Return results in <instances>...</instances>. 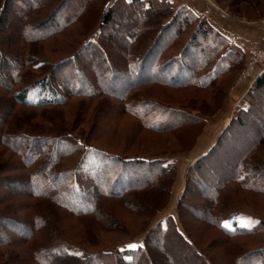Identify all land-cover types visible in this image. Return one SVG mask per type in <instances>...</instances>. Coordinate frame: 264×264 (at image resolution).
<instances>
[{"label": "trees", "instance_id": "obj_1", "mask_svg": "<svg viewBox=\"0 0 264 264\" xmlns=\"http://www.w3.org/2000/svg\"><path fill=\"white\" fill-rule=\"evenodd\" d=\"M15 1L23 5V14L12 32L19 34L21 42L16 45L15 36L9 37L7 53H0V73H3L0 75V88L7 91L10 98L9 104L5 105L7 108L0 109V115L5 114L0 116V148L15 155L17 165L12 169L21 173L2 180L5 170L0 169V191L4 186H11L7 193L0 192V207L7 208V203H23L20 204L23 208L19 209L27 211L24 223L28 228L21 237L15 231L12 238L0 236V250L8 248L11 250L8 252L16 253L19 247L24 248L28 258L22 256L19 264H198L194 259L200 264H217V250H225V256L229 258L224 259L223 264H264V242L247 251L232 244L235 238L264 236V220L245 213H231L226 217L221 213L222 195L231 185L264 196V161L255 157L264 155V71L243 96L245 107L239 108L212 148L197 160L195 167L189 168L187 176L190 169L202 170L199 167L201 163L210 160L220 150L226 136L230 142L237 140L239 133L230 136L231 128H251L254 133L252 143L236 171L222 174L217 185L211 186L208 194L196 197L195 203L186 199L190 189L195 191L197 187H207V184L195 178L186 179L177 205L184 232L176 227L172 215L167 216L163 223L151 225L169 204L176 179V164L166 161L167 155L173 153L128 155L129 152H125L126 155H121L96 147L87 139L89 135L73 134L67 125L68 112L65 114L63 111L74 99L103 96L111 104L103 109H109V122L114 129L125 117L134 121L136 129L152 133L171 134L187 125L193 126L192 131L196 134L184 151L188 152L205 123L203 117L190 113L197 110L133 98L131 91L149 85L169 90L212 89L221 78L231 76L232 80L240 72L245 64V51L233 39L215 29L205 17L186 6L175 9L169 0H106L109 4L104 7L105 2L103 10L95 7L100 0H78L82 3L79 2L76 9L73 8L74 0ZM215 1L220 6V1ZM236 1L249 6L256 16L251 19L239 10L229 17H244L249 22L264 20V0H228V3L236 6ZM11 6L12 0H3L0 32L6 30L8 14L5 12ZM90 12L96 14L93 13L95 21L88 29L83 19ZM77 24L85 37L78 48L55 64H48L43 59L34 60L30 51L32 44H43L56 33L67 32ZM84 58L87 61L79 64L78 59ZM112 58L117 59L119 65L112 64ZM108 65L112 73L111 82L119 81L118 72L123 75L126 86L118 94L102 84V76L94 77L91 73L93 68ZM59 73L66 77L57 78ZM77 77H93L95 92L87 93L85 84L77 82ZM225 95L226 91L223 99H215L211 111L204 113L199 110V114L214 115L222 107ZM17 108L33 111H25L26 120L33 118L34 111L40 108H61L64 117L60 118L58 129L42 134L35 130L37 125L33 128L20 125ZM244 120H249V123ZM224 146L226 150L229 143ZM224 156L226 151L217 159ZM33 201L44 202L48 208L43 209L46 217H51L49 208L55 206L70 220L82 223L84 219L85 223H93L95 229L91 230L103 231L114 235L113 238L131 237L112 249L99 251H91L56 236L58 230H53L55 237L38 242L36 237L44 213L34 207L36 203ZM201 204L205 209L203 216L198 218L195 210ZM117 209H123L129 217H146L141 231L132 236V230L119 219ZM190 211L194 219L213 226L219 234L218 242L201 248L192 239L183 223V217ZM238 216L252 219V225L247 228L225 227L224 223ZM14 221L18 220L0 215L3 224ZM3 224L2 229L5 228ZM83 226L82 231L88 237ZM143 232L146 234L142 244H135L134 238ZM91 243L96 245L93 248H98L97 242Z\"/></svg>", "mask_w": 264, "mask_h": 264}, {"label": "rangeland", "instance_id": "obj_2", "mask_svg": "<svg viewBox=\"0 0 264 264\" xmlns=\"http://www.w3.org/2000/svg\"><path fill=\"white\" fill-rule=\"evenodd\" d=\"M78 0H74L72 3H75L73 8H77V5L82 3V1L77 2ZM214 2V5L219 9V11L224 12L228 17L229 14H234L235 11H241L244 14L248 15L249 18H253L256 16L254 11H250L249 6L245 7L244 3L238 4L236 6H230L228 0H219L220 6L216 4L215 0H211ZM3 0H0V8L2 6ZM106 0H100L95 7H99L103 10V5ZM107 3V2H106ZM105 3V4H106ZM235 3V2H234ZM249 4V2H248ZM12 8H8L5 12L8 14V20L6 21V30L5 32H0V53H7L8 44H9V37L12 38L13 35L15 36V44H19L21 39L19 38V34L16 32L14 34L12 32L13 26L18 22V18L23 14V5L19 4L15 0H12ZM223 7V8H222ZM246 9H248L246 11ZM253 9V8H251ZM95 12H90L84 19V26L90 29L95 21ZM242 14V13H241ZM243 15V14H242ZM40 18L37 20L39 21ZM229 19L233 21H243L245 20L244 17H229ZM263 20V19H260ZM13 34H12V33ZM95 32V31H94ZM34 34V32H32ZM12 34V35H11ZM93 34V33H92ZM85 37H83L81 33V27L77 24L70 28L67 32L56 33L52 37L49 38L48 41H45L43 44H32L30 46V51L33 52L32 57L34 60L43 59L48 61V64L57 63L58 61L64 59L68 56L69 53H72L76 48L81 45L84 41ZM29 52V51H28ZM30 54V53H29ZM247 60V54L245 59V64ZM87 61L85 59H78V63H84ZM11 62V61H9ZM118 60L112 58V64H117ZM81 64V65H82ZM244 64V66H245ZM243 66V68H244ZM110 66H98L91 70L93 76H102V84L109 87L111 92H115L116 94L122 92L126 86L125 81L123 79V75L117 73L119 77L118 82H111L110 77L112 76L111 71L109 70ZM243 68L236 74L232 80H230L231 76H225L217 81V84L214 88H210L205 91L195 90V89H188V90H169L163 89L157 86H143L140 88L133 89L131 91V95L133 98L139 99H150L151 101H159L164 103L170 107L176 108H189L192 107L197 111L190 112L193 116L196 117H203L205 120L204 126L202 128L201 134L195 139V144L193 148L188 151L184 152L188 149V147L192 144L193 138L196 134L193 130V126H185L181 128L180 131H175L171 134L169 133H152L147 131H142L136 129L134 125V121L130 118L125 117L120 121V124L113 128V124L109 122L111 117L110 111L104 110L103 107H106L109 104L106 97H101L98 99H85V98H78L72 100L69 105L63 111L66 114L67 125L71 127L73 134L81 132L85 133L87 139L90 140V143L95 145L96 147L105 149L107 151L126 155L125 152H129L128 155H151V154H167V161L166 162H175L176 164V179L175 183L171 189V195L168 206L160 212L157 217L152 221L151 225H155L156 222L163 223L164 219L172 215L175 219L176 227L184 232V227L180 221L181 217L178 218L177 215V205L179 201V197L182 191L185 188L186 179H198L199 181H203L207 184V187H197L196 190L190 189V194L187 196V201L191 203L196 202V197H201L203 194H208L210 192V187L216 186L217 182L221 179L220 177L222 174L227 173V171H232L234 173L239 165L240 160L242 159L243 155L246 153L248 146L252 143L253 139V131L251 128L244 127L242 129L238 127L231 128L230 136L236 135L239 133V137L235 142H230L229 137L226 136L224 138L223 145L220 146V150L215 152L214 155L211 157L210 160L204 163H201L199 167H202V170H198L197 168L190 169V174L187 176L189 168L192 166H196L198 163L197 160L200 157L208 152L214 143L216 142L218 136L223 132V130L227 127L228 123L231 121L233 117L236 116L237 111L241 108V104L233 103L230 104L227 102V98L230 95L231 91L234 87L238 85L239 82L243 81H250L254 76L250 78H246L245 80H239V76L243 70ZM259 69V68H258ZM256 70V72L258 71ZM121 70V66L119 67ZM35 75L34 72H31ZM3 75V73H0ZM232 75V74H230ZM64 79L66 76L65 74L59 73L57 78ZM126 77V76H125ZM131 77V75H128ZM92 78L88 77H77L76 81L84 83V88L87 93L95 92V86L92 82ZM136 81V80H134ZM226 91V95L223 101L222 107L211 116H202L199 112L208 113L213 108V104L223 99L222 96ZM9 94L3 88H0V109L7 108L5 105L9 104ZM132 100V97H131ZM9 101V102H8ZM6 102H8L6 104ZM103 103V104H102ZM245 107V106H243ZM25 109V110H24ZM231 109L232 115L228 119L227 112ZM24 110V112H23ZM61 108H40L37 111H34L35 115L33 118H28L26 120L24 118L27 112L31 111L29 108H17L18 117L20 119V125L23 128L30 127L33 128L36 125L38 126L35 128L36 131L46 133V131H54L59 128V120L61 117H64V113L61 112ZM200 110V111H199ZM0 115L3 117L5 114ZM23 116V117H22ZM26 117V116H25ZM65 122V123H66ZM244 122L249 123V120H244ZM62 123H64L62 119ZM52 125V126H51ZM258 125V123H257ZM44 127V128H43ZM46 127V128H45ZM93 127V129H92ZM40 128V129H39ZM43 128V129H42ZM40 130V131H39ZM67 131H70L67 130ZM89 137V138H88ZM229 143V147L225 150V144ZM227 147V146H226ZM226 151V156L222 157L221 159H217L219 156H223V152ZM221 153V154H220ZM262 155V156H260ZM259 159L264 161V155L258 154L255 155ZM16 157L13 153L3 150L0 148V169L5 170L2 180L5 179L7 176L17 175L21 172L12 169V167L16 166ZM70 163V161L66 162ZM68 166V165H67ZM66 166V167H67ZM10 167V168H9ZM9 168V169H8ZM219 179V180H218ZM8 181V180H5ZM264 182V179L263 181ZM193 184V182H191ZM22 185V183H21ZM11 186H4L1 189V193H7L8 189ZM224 194L222 195L223 205L221 206V213L223 215L228 216L231 213H245L257 216L258 218H262L264 220V196L254 195L251 192H247L246 190L240 188L237 185H231L230 188L225 190ZM204 202L205 199L203 198ZM33 203H36L33 201ZM23 204V203H20ZM19 203H7L5 206L7 208L0 207V215L15 219L18 221H14V223H1L0 222V236H5L12 238L14 237V231L17 236L21 237L27 231V225H25V218H27V211L19 208H23ZM36 209L42 210L44 213L43 220L39 232L37 234V241L43 242V239L47 240L49 238L55 237L53 230H58L59 234L56 236L63 237L66 240H70L71 242L75 243L76 245H81L85 248L90 249L91 251H99V250H107L112 249L116 244H119L125 241L127 236H119L118 238H113L114 235L107 234L100 230H91L95 229L93 227L94 224L90 222H86L83 219V222H79L76 220H70L66 218L67 216L61 212V210L57 207H50L49 209L52 212L51 217H46L45 211L43 210L44 207L46 209L47 206L44 205V202H37L34 206ZM195 210L198 213V218L202 217V212H204V206L202 204L199 207H196ZM119 219L124 222V224L132 230L131 235L134 236V233L140 232L141 228L144 226L146 222V217L144 216H134L129 217L127 213L124 212L123 209H117ZM192 211L189 212V215H185L183 217V223L188 228V232L192 239L199 244L201 248L209 247L211 244H215L216 241L218 242L219 234L213 228V226L206 225L191 216ZM41 216V215H39ZM222 216V215H220ZM246 216H238L235 219L228 221L225 224V227L233 228V227H240V228H247L252 225V219L245 218ZM39 219V218H37ZM16 222V223H15ZM1 224L5 226L2 229ZM84 225V226H83ZM82 226L86 227L85 232H87V236L84 235L82 231ZM49 229V231H47ZM146 233H142L134 238V242L142 244L141 240L144 238ZM53 235V236H52ZM91 241L97 242L98 248H93L92 246H96L91 243ZM264 242V236H243L239 238H235L232 240V244L238 245V247H242L244 251L253 250L262 245ZM231 244V242H229ZM134 245V244H133ZM132 245V246H133ZM18 248V247H17ZM19 247L18 252H8L11 250L1 249L0 250V264H7L8 262L11 264H16L23 259V257L28 258L26 256V251L24 248L20 249ZM21 252H24L21 255ZM19 254V255H17ZM23 256V257H22ZM22 257V258H21ZM225 257V258H224ZM214 258V257H213ZM215 259V258H214ZM224 259L229 260L227 256H225V250H217V264H223L222 261ZM7 262V263H6ZM194 262L200 264L197 259H194Z\"/></svg>", "mask_w": 264, "mask_h": 264}, {"label": "crops", "instance_id": "obj_3", "mask_svg": "<svg viewBox=\"0 0 264 264\" xmlns=\"http://www.w3.org/2000/svg\"><path fill=\"white\" fill-rule=\"evenodd\" d=\"M169 2L175 9L186 6L195 14L205 17L215 29L233 39L245 53L250 47L264 50V20L253 22L246 20L233 21L224 12L219 11L211 0H169ZM262 71L264 70L259 68L256 75L250 81L239 82L231 91L227 102L230 104L238 103L244 106L243 96ZM232 111L233 109L227 112L225 119L231 117Z\"/></svg>", "mask_w": 264, "mask_h": 264}, {"label": "built area", "instance_id": "obj_4", "mask_svg": "<svg viewBox=\"0 0 264 264\" xmlns=\"http://www.w3.org/2000/svg\"><path fill=\"white\" fill-rule=\"evenodd\" d=\"M108 4L109 3H106L104 7H106ZM246 54L247 60L239 76L240 81L256 75V70L258 68H262V70H264V50L255 47H250L247 50Z\"/></svg>", "mask_w": 264, "mask_h": 264}]
</instances>
